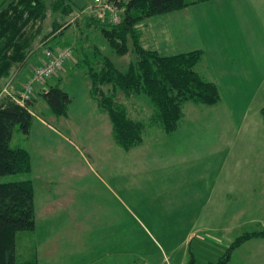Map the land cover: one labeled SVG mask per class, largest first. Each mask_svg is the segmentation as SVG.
Instances as JSON below:
<instances>
[{
    "label": "rangeland",
    "instance_id": "374dc122",
    "mask_svg": "<svg viewBox=\"0 0 264 264\" xmlns=\"http://www.w3.org/2000/svg\"><path fill=\"white\" fill-rule=\"evenodd\" d=\"M73 2L64 30L37 40L19 73L0 80V98L15 99L46 44L71 40L73 58L35 83L30 133L13 132L11 146L30 151L32 170L0 175V182L31 179L35 190L36 228L17 232V263L161 264L167 257L189 264L194 257L209 264L236 237L257 232L228 264H264V0H206L146 19L145 46L164 54L204 49L197 70L217 83L222 100L185 102L174 132L149 126L144 143L128 151L114 141L109 115L90 94L86 63L78 61L80 42L90 61L96 51L120 69L135 53L118 55L98 30L86 35L83 9L92 0ZM53 19L49 12L45 32ZM59 80L72 97L66 116L53 114L40 92ZM118 98L132 117L148 121L153 107L145 96ZM203 178L221 185L206 189L208 203L196 198ZM51 232L55 250L46 253L42 241Z\"/></svg>",
    "mask_w": 264,
    "mask_h": 264
},
{
    "label": "trees",
    "instance_id": "16d2710c",
    "mask_svg": "<svg viewBox=\"0 0 264 264\" xmlns=\"http://www.w3.org/2000/svg\"><path fill=\"white\" fill-rule=\"evenodd\" d=\"M201 1L206 0L115 1L121 13L118 23L110 22L107 17L84 14L86 35L92 30H98L118 55H124L130 50L135 53L136 58L125 69H120L109 56L98 57L96 51V61L91 62L89 55L85 53L86 47L80 42L83 58L78 62L86 63L84 75L91 82L90 94L98 108L109 115L112 137L124 150L143 144L149 126L157 125L161 132H174L184 117L185 102L213 106L222 100L217 83L205 78L197 70L204 49L164 54L156 48L145 46L142 40V27L146 25L147 18L172 13ZM85 4L78 7H84ZM75 7L73 0H0V80L9 79L23 68L37 40H48L60 34L67 26V17ZM49 12L54 19L51 30L45 32L44 23ZM71 44V40H64L62 44H46L50 50L64 47L71 49V55L53 74L58 73L68 59L73 58ZM38 57L42 58L41 63L32 68L27 79L32 76L36 66L48 61L45 51L44 57ZM40 92L53 114H68L72 97L62 87L60 80ZM120 92L126 97L143 95L149 100L153 111L148 121L129 114L127 106L118 98ZM33 93L23 104L8 94L0 98V175L32 170L30 151L22 146H11V139L16 126L24 133H30L35 116L31 109L34 103ZM260 113L264 119V105L260 108ZM35 228L33 181L24 179L0 182V264H18L17 232ZM256 235L257 232L239 235L218 261H211L209 264H228L235 249ZM22 264L39 262L35 258ZM189 264H195L194 257Z\"/></svg>",
    "mask_w": 264,
    "mask_h": 264
},
{
    "label": "built area",
    "instance_id": "2783aa9c",
    "mask_svg": "<svg viewBox=\"0 0 264 264\" xmlns=\"http://www.w3.org/2000/svg\"><path fill=\"white\" fill-rule=\"evenodd\" d=\"M115 1L120 0H92L91 5L83 9V14L95 15L99 18L107 17L110 22L118 23L120 21L121 13L118 8L119 6L115 3ZM70 55L71 49L69 47L57 50L47 49L46 56L48 61L45 64L34 68L32 76L23 85L22 91L15 97V99L22 104L25 100L30 99L33 93V84L52 75ZM161 264H169V261L165 259V261Z\"/></svg>",
    "mask_w": 264,
    "mask_h": 264
},
{
    "label": "crops",
    "instance_id": "0c3cea01",
    "mask_svg": "<svg viewBox=\"0 0 264 264\" xmlns=\"http://www.w3.org/2000/svg\"><path fill=\"white\" fill-rule=\"evenodd\" d=\"M196 29H198V27L196 28L194 25L192 26V31H193V33H195L196 31H198V30H196ZM199 32V31H198ZM41 60H42V58H40L39 59V62L38 63H41ZM18 73H19V71H18ZM20 82H22V80H19L18 81V85H20ZM15 86H16V84H15ZM20 87V86H19ZM204 178L202 179V181L201 182H199V185L197 186V196H196V198H197V200L199 201V203H200V201H202L203 202V198H202V194L204 195L203 197H205V196H207L206 198H205V202L206 203H208L209 201H210V197H211V195L212 194H210V195H208L207 194V188H209V187H212V188H214V189H211V191H213V190H216L217 188H219L220 186H218V187H215V185H216V183H213V185L212 184H209L208 185V182L207 181H205V183H204ZM193 188V187H192ZM194 189V188H193ZM164 195H167L166 193H164ZM170 200V199H169ZM204 203V202H203ZM52 209H53V207H51ZM49 211H50V209H49ZM201 215V210L199 211V213H198V215ZM198 217H200V216H197V218ZM196 218V219H197ZM200 226H206V228H207V224L206 223H200L199 224ZM203 232V230L201 229V235L203 234L202 233ZM56 232L55 233H53V232H51V233H48V235H47V237L42 241V244L45 246V249L47 250V252L46 253H48V251H53L54 252V250H55V247L53 246V244H55V239H56ZM242 246V245H241ZM240 247V246H239ZM238 247V248H239ZM54 255V254H53ZM168 256V255H167ZM38 259V258H37ZM96 259H94V260H92V261H90V262H88L87 264H92V262H94ZM42 260H40V259H38V262H39V264H41L42 262H41ZM171 263V262H170Z\"/></svg>",
    "mask_w": 264,
    "mask_h": 264
}]
</instances>
